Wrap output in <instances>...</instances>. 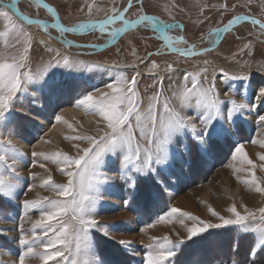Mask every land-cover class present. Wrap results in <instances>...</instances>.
I'll list each match as a JSON object with an SVG mask.
<instances>
[{
    "label": "rangeland",
    "instance_id": "obj_1",
    "mask_svg": "<svg viewBox=\"0 0 264 264\" xmlns=\"http://www.w3.org/2000/svg\"><path fill=\"white\" fill-rule=\"evenodd\" d=\"M45 1L56 10L57 16L65 26L88 20H102L111 14L113 7L124 10L128 6V0ZM7 2L9 1L0 0V3ZM225 5L227 10L224 8ZM18 6L20 11L31 19L53 20L46 10L37 7L31 1H21ZM89 6H91V14H89ZM140 14L158 15L170 23L173 20L181 22L187 27V40L196 41L211 28H219L238 15H252L264 22V0H133V6L128 9L126 18L135 19ZM17 23L31 38L32 51L29 55L33 70L41 60L47 61L54 55V52L49 53L45 49V44L72 61L82 62L85 65H100V67L80 72L66 67H54L43 81L29 84L28 93H18L15 106L5 114L4 130H0L4 133V139H10L15 148L27 155L22 158L17 168L18 174L23 178L15 199L5 200L0 197V253L8 251L17 256L19 254V233L8 230L16 229L20 222L18 218L23 211L22 201L55 196L53 191L39 187L40 179L32 180L30 174L36 173L40 177L51 174L56 183H65L67 180L52 162L38 160V163L46 164L47 172L40 168L38 163L35 167L31 166L33 159L31 153L60 151L75 156L77 150L72 145L78 141H69L65 137L76 134L102 135L107 131L103 124L97 123L98 116L88 114L82 108L74 106L76 100L82 98L84 94L99 88L107 91L105 85L113 82L118 74L123 73L131 77L138 71L140 76L137 78V90L140 107L146 110L150 97L161 91L158 81L162 77L161 104L167 99L175 108L179 103L178 94L184 88L185 73L195 74L201 71L206 66L204 61H208L210 78L214 75L213 69L218 72L221 68L230 74L249 76L246 81L219 78L217 85L221 89L222 99L231 97L239 102L244 94L250 105L256 104V90L264 86V34L257 26L249 23H242L228 32L215 50L192 59L179 58L172 54L153 56L150 52L159 46V40L152 38L156 33L151 29H132L123 35L115 46L101 50L99 45L105 47L108 43H106V35L100 31L79 37L61 34L52 28L45 33L38 25L37 29H34L19 20ZM119 26V23L115 25V27ZM2 27L0 24V29ZM168 34L173 37L180 36V31H168ZM24 39L26 37H21V41ZM41 41L43 44L40 43ZM65 41H69L70 44ZM91 44L97 47L87 46ZM245 45L250 47L246 48ZM175 46L185 47L183 43ZM4 51V41L0 40V53ZM11 51L13 55H20L23 54V47L18 45ZM141 60L147 63H141ZM152 61H155L159 68L149 73L148 66ZM133 64L137 65L135 69L120 67V65ZM168 64L172 65L174 72L167 71ZM228 90H235L236 94ZM68 107L83 111V116L62 114L61 111ZM159 111H163L162 107ZM198 111L189 108L185 110V114L192 115L196 129L200 131ZM260 114H264V101H261L255 110H245L233 116L231 120L225 116L214 121L209 129L212 139L207 151L201 150L190 131L174 133L169 146L171 159L167 165L157 167L148 175L137 176L134 191L130 190L126 181L121 178L125 171L123 167L125 149L117 147L105 153L99 167L111 179L98 186L102 199L97 205L95 219L101 224H108L112 231L111 239L96 230L90 233L97 254L105 264H142L143 246L149 243V237L162 238L167 235L173 241L178 238L177 234L181 238L186 237L187 233L179 222L155 224L154 227L148 228L147 234L139 231L142 226L151 223L158 215L166 212L168 207L179 208L183 212L213 223L219 221L211 216L209 208L223 216L229 215L227 209L232 205H235L241 214L245 213V209L258 214V210L264 207V192H257L255 186L245 181L250 180L254 175L256 183L264 187V176H261L264 170H261L259 175L255 170L257 161L253 164L255 165L253 168L246 161L233 159V156L234 149L239 143H243L248 159L250 158L248 152L253 155L264 153V147H260L259 143L249 142L264 140V128L260 127L259 121L256 120ZM31 115L41 118L44 124L34 120ZM56 115H60L64 122H56ZM88 117L92 120L88 123L83 121ZM221 127L226 135L218 138L214 130ZM9 129L13 130L15 135H9L7 132ZM137 139H139L138 130ZM22 143L29 146L42 143L43 146L27 149ZM140 143L143 147L144 142L140 141ZM80 147H87V143H80ZM11 163L12 161L9 160L8 164ZM128 167L131 168L130 165ZM4 176L10 178V172L5 171ZM28 184L36 185L33 191L27 192ZM25 191L26 195H24ZM129 197H131L130 203L125 208L123 201ZM31 215L33 220L38 217V213ZM186 223L191 222L186 221ZM24 227L30 228L31 225L24 222ZM240 236H243L241 247L238 250V257L234 258L238 259L240 264H245L256 237L251 232ZM237 238L238 234L234 228L210 229L182 246L180 254L175 257L176 264H197V262L207 264L213 255H227ZM119 240L131 241V248L125 250L118 243ZM133 250L136 251L135 255L131 254ZM81 259L88 260L89 257L82 254ZM257 259L260 264H264V248L257 253ZM30 264H39V261L33 260Z\"/></svg>",
    "mask_w": 264,
    "mask_h": 264
},
{
    "label": "snow or ice",
    "instance_id": "obj_2",
    "mask_svg": "<svg viewBox=\"0 0 264 264\" xmlns=\"http://www.w3.org/2000/svg\"><path fill=\"white\" fill-rule=\"evenodd\" d=\"M37 7L47 9L55 18V22L49 25L43 20H33L25 15L17 6V0L0 6V40L4 41L3 53H0V130H4L5 114L15 106L18 99L17 94L28 93V85L43 81L50 70L54 67H66L74 69L77 72L90 71L92 68H98L100 65H85L82 62L72 61L67 56H62L59 51L53 50L48 45H44L49 53L54 55L47 61L41 60V63L33 70L29 53L32 51L31 38L25 29L17 23L16 17H19L27 25H40L41 29L48 33L49 28H54L59 33L88 32L92 29H98L107 37L106 43L111 44L121 33H126L130 29L145 28L156 32L153 39H158L163 43L155 53L162 55L167 49L170 52L178 53L184 56L200 55L208 52L210 49H202L200 53L192 51L195 45L181 48L178 44H187L183 36L168 34V29L173 25L159 20L157 17L147 14L137 15L135 19L126 18L128 9L133 6V0H128V6L124 10L112 8L111 14L102 20L82 21L74 25L65 26L59 22L56 10L48 4L42 3V0H33ZM227 10V5L224 6ZM91 14V6H89ZM251 22L258 25L260 31L264 33V22L248 17L235 16L220 28L210 29L207 34V40L210 44H217L223 33L232 30L238 23ZM119 23V27L115 25ZM179 25L177 24V27ZM21 37H26L21 41ZM52 38L51 36L49 37ZM40 43L43 44V41ZM69 43V41H65ZM20 45L23 47V54L13 55L12 49ZM88 47L95 48L97 45L91 44ZM103 48L104 45H99ZM250 47V45H245ZM151 55V54H150ZM141 63H147L141 60ZM201 71L191 74L185 73L183 91L178 94L179 103L174 108L170 102L165 99L161 104L163 96V78L158 81L161 91L154 93L150 97V103L147 109L140 107L139 93L137 90L138 77L137 71L131 77L118 74L115 80L105 85L107 91L96 89L86 93L82 98L76 100L74 106L82 108L86 113L98 116V124H103L107 131L102 135H80L65 137L69 141H78L72 147L77 150V155H69L64 152L43 153L33 151L31 157V166H37L38 160L52 162L57 165L60 174L67 178L65 183H56L51 174L46 177H40L36 173H31V179H40L39 187L51 190L55 193L54 197H38L35 199H24L22 201L23 211L19 216V223L16 229L8 231H18V264H30V261L37 260L39 264H105L97 254L96 246L90 233L92 230L100 232L102 235L111 239L112 231L108 224H101L95 219L97 205L102 196L99 191V184L111 179L100 170L99 164L105 153L113 151L117 147L125 149L123 156V167L125 171L121 178L126 181L130 190L136 189V177L148 175L154 172L157 167L167 165L171 159L169 146L172 143L174 133L191 132L192 137L197 141L202 151H207L210 147L212 135L209 129L213 122L226 116L231 120L238 113L245 110H255L256 106L264 101V86L256 90V104L250 105L245 95H242L238 102L236 99L228 97L222 99L221 89L217 85V80H248L247 74H230L221 68L218 72L213 69L214 75L209 77L208 61ZM120 67H130L135 69L137 65H120ZM159 65L152 61L148 66L149 73L153 69H158ZM169 73L174 72L171 64L167 65ZM189 85H191L189 87ZM236 94L235 90H228ZM226 91V92H228ZM163 109L162 112L159 108ZM192 108L199 110L197 118L201 122V130L197 131L196 124L192 115L185 114V110ZM260 127L264 128V114L256 117ZM55 121L63 123L60 115L55 116ZM71 127V126H69ZM137 130L139 139H137ZM215 135L223 137L225 130L217 128ZM9 135H15L11 129ZM99 133V129H98ZM140 141L144 142L141 146ZM47 143V141H43ZM87 143V147L81 148L80 143ZM250 143H259L264 147V140H250ZM233 159H241L252 165L248 159L243 143L236 145ZM27 154L20 149L15 148L10 139H4L3 131H0V197L5 200L15 199L17 189L21 187L22 178L17 171L21 160ZM259 159L264 161V153L259 154ZM11 160L12 163L8 164ZM131 166L129 168L128 166ZM38 166L45 169L46 164L39 162ZM264 167V165H262ZM10 172V178H5L4 172ZM255 186L257 192H264V187L256 183V177L253 175L250 180L245 181ZM35 184H28L27 192L33 191ZM24 192V195L27 194ZM131 197L123 201L125 208L128 207ZM211 216L218 219V223L200 219V217L183 212L176 207H168L166 212L158 215L151 223L142 226L139 231L147 234L148 228L155 224L179 222L186 231V237H179L173 241L169 236L149 237V243L143 246L142 264H176L175 257L180 254L182 246L194 237L201 236L210 229L234 228L237 231L238 238L232 243L230 251L225 256L213 255L207 264H240L238 250L241 247L240 234L253 233L256 240L248 254L245 264H260L257 259V253L264 248V207L256 212L245 209L241 214L235 205L227 209L228 216L220 215L214 209H208ZM32 213H38L36 219H32ZM186 221H190L188 224ZM14 223L16 220L13 221ZM24 222L30 223V228L24 227ZM118 243L125 249L131 248V241L119 240ZM82 254L89 257L88 260H82ZM133 255L136 251L133 250ZM199 264V262H197Z\"/></svg>",
    "mask_w": 264,
    "mask_h": 264
},
{
    "label": "water",
    "instance_id": "obj_3",
    "mask_svg": "<svg viewBox=\"0 0 264 264\" xmlns=\"http://www.w3.org/2000/svg\"><path fill=\"white\" fill-rule=\"evenodd\" d=\"M9 1V0H8ZM21 1H31V2H33V0H17V6H18V3L19 2H21ZM42 3H45V4H48L45 0H42ZM0 4H5V3H0ZM49 6H51L50 4H48ZM52 7V6H51ZM18 8H19V6H18ZM43 8V7H42ZM44 10H46L47 11V9H45V8H43ZM48 12V11H47ZM49 13V12H48ZM50 15H51V13H49ZM147 15H150V16H154V17H157L159 20H162L160 17H158V16H155V15H152V14H147ZM238 16H248V17H251V18H254V19H257V20H260L259 18H257V17H255V16H252V15H238ZM51 17H52V21H46V20H43V21H46L49 25H52L54 22H55V18L51 15ZM17 18V20H19L20 22H22L23 24H25V25H27L26 24V22H24V21H22L19 17H16ZM33 20H42V19H34L33 18ZM163 21V20H162ZM261 22H263L262 20H260ZM59 22L62 24V22H61V20L59 19ZM228 22V21H227ZM226 22V23H227ZM225 23V24H226ZM249 24H251V25H254V24H252L250 21L248 22ZM175 24H178V23H175ZM224 24V25H225ZM240 24H242V22L241 23H238L234 28H236V27H238ZM33 25H36V24H33ZM224 25H222L221 27H223ZM27 26H31V25H27ZM39 27H40V25H38ZM254 26H257L258 27V25H254ZM51 28V27H50ZM220 28V27H219ZM233 28V29H234ZM259 28V27H258ZM52 29H54V28H52ZM171 29V28H170ZM232 29V30H233ZM55 30H57V29H55ZM132 29H130V30H128L127 32H129V31H131ZM232 30H230V31H232ZM58 31V30H57ZM96 31H99L98 29H92V30H89L88 32H75V33H63V34H69V35H72V36H79V37H82V36H87V35H89V34H92V33H94V32H96ZM229 31V32H230ZM126 32V33H127ZM209 32V31H208ZM208 32H206L205 34H204V36L199 40V41H196V42H193V43H188L187 42V46L189 47V46H192V45H195V47L194 48H192V51L193 52H196V53H200L201 52V50L202 49H205V48H202V46L203 45H205L207 42H208V40H207V34H208ZM126 33H121L119 36H117L116 37V39L114 40V41H112L111 42V44H108L107 46H105V47H103V48H100L101 50H104V49H108V48H111V47H113V46H115L117 43H118V41L120 40V38L123 36V35H125ZM228 32H226V33H223L222 34V36H221V38H220V40H219V42L217 43V44H212L210 47H208V49H210L208 52H210V51H213V50H215L218 46H219V44L221 43V41L223 40V38L225 37V35L227 34ZM264 34V33H263ZM163 43V42H162ZM194 49V50H193ZM167 50V49H166ZM167 53L168 54H172V55H177V56H179V57H182V58H184V59H192V58H195V57H197V56H200V55H202V54H200V55H192V56H184V55H181V54H178V53H173V52H170V51H168L167 50ZM205 53H207V52H205ZM204 54V53H203Z\"/></svg>",
    "mask_w": 264,
    "mask_h": 264
},
{
    "label": "bare ground",
    "instance_id": "obj_4",
    "mask_svg": "<svg viewBox=\"0 0 264 264\" xmlns=\"http://www.w3.org/2000/svg\"><path fill=\"white\" fill-rule=\"evenodd\" d=\"M31 26H32V28L37 29V25H31ZM35 96H36V95H35ZM61 112H62V114H65V115H67V116H70V115L76 116V115H79V114H81V115L83 116V111H81V110H77V109L74 108V107H68V108L62 110ZM84 112H85V111H84ZM31 116H32V115H31ZM32 117H33L34 120H36V121L39 122L40 124H44V121H42L41 118H39V117H37V116H32ZM90 120H92L91 117H88V118H86V119L83 120V121H85V122L88 123ZM22 144H23V146H24L25 148H27V149H32V148H35V147H42V146H43L42 143H40V144L37 143V144H34L33 146H29V145L24 144V143H22ZM44 146H45V145H44ZM259 146H260V145H259ZM68 147H69V146H68ZM260 147H261V146H260ZM249 151H250V150H249ZM259 154H261V153H254V155H253V153L248 152V156L250 157L249 159L253 162V164H255V162L257 161V167L255 168V170L258 172L259 175H261V170H264V167H262V165H264V162L261 161V160L259 159ZM261 176H264V174L261 175Z\"/></svg>",
    "mask_w": 264,
    "mask_h": 264
},
{
    "label": "flooded vegetation",
    "instance_id": "obj_5",
    "mask_svg": "<svg viewBox=\"0 0 264 264\" xmlns=\"http://www.w3.org/2000/svg\"><path fill=\"white\" fill-rule=\"evenodd\" d=\"M152 15H154V14H152ZM155 16H158V15H155ZM158 17H160V16H158ZM163 21H165V22H167V23H169V24H172L173 25V27L171 28V29H168L167 31H176V30H178V31H180V36H183L184 38H185V40L188 42V43H193V42H196V41H199V40H196V41H188L187 40V38H186V30H187V27L186 26H184L181 22H178V21H176V20H173L171 23L169 22V21H166L165 19H163L162 17H160ZM175 23H178V27H177V24H175ZM211 29H215V28H211ZM209 31V30H208ZM207 31V32H208ZM155 32V31H154ZM156 33V32H155ZM206 33V32H205ZM121 39V38H120ZM162 44V41H160L159 40V46L156 48V49H154V50H152L150 53H152V55L153 56H165V55H171V54H168L167 53V50L165 49L164 51H163V54L162 55H156L155 53L157 52V50L159 49V47H160V45ZM185 45V47L184 48H186V47H188L186 44H184ZM212 44H210L209 42H207L205 45H203L202 46V48H208V47H210ZM194 50V49H193ZM175 57H179V56H177V55H174ZM198 57V56H197ZM179 58H182V57H179ZM196 58V57H195Z\"/></svg>",
    "mask_w": 264,
    "mask_h": 264
},
{
    "label": "crops",
    "instance_id": "obj_6",
    "mask_svg": "<svg viewBox=\"0 0 264 264\" xmlns=\"http://www.w3.org/2000/svg\"><path fill=\"white\" fill-rule=\"evenodd\" d=\"M0 264H18V256L8 251H3L0 253Z\"/></svg>",
    "mask_w": 264,
    "mask_h": 264
},
{
    "label": "trees",
    "instance_id": "obj_7",
    "mask_svg": "<svg viewBox=\"0 0 264 264\" xmlns=\"http://www.w3.org/2000/svg\"><path fill=\"white\" fill-rule=\"evenodd\" d=\"M119 251V250H118ZM121 252V251H120Z\"/></svg>",
    "mask_w": 264,
    "mask_h": 264
}]
</instances>
